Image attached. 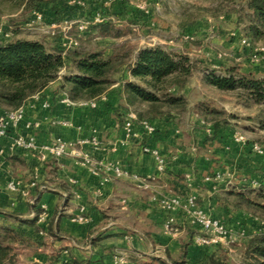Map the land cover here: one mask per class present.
Returning a JSON list of instances; mask_svg holds the SVG:
<instances>
[{
	"label": "crops",
	"instance_id": "1",
	"mask_svg": "<svg viewBox=\"0 0 264 264\" xmlns=\"http://www.w3.org/2000/svg\"><path fill=\"white\" fill-rule=\"evenodd\" d=\"M113 79L108 93L93 107L64 102L59 82L50 83L25 102L18 132L32 136L37 144L56 137L71 141L96 136L99 146L88 148L95 160L115 162L130 174L152 178L149 188L140 189L129 178L113 179L97 195L101 176L90 174L70 158L48 156L41 162L31 153L11 149L10 127L8 136L0 140L4 150L0 155V226L19 235L12 244L16 264H60L69 259L114 264L116 257H123L125 264H201L208 256L226 257L231 264L235 260L227 246L193 243L196 227L189 222L187 199L194 197L196 208L221 220L230 230L258 231V221L223 208L219 199L235 183L264 185V155L253 152L246 142L234 140V133H240L236 121L229 119V124L216 132L210 126L208 129L210 123L194 109L205 96L192 99L189 86L184 95L190 108L184 114L151 122L152 134L134 120L131 131L135 136L126 139L124 122L132 112L125 110L123 85L130 75L121 70ZM3 114L0 111V116ZM26 123L29 128L24 127ZM145 146L168 158L164 172L143 152ZM16 180L27 195L8 190L6 185ZM70 180L76 181L79 200L72 196ZM30 181L36 182L37 190L27 188ZM169 197L179 200L173 211L160 204ZM41 205L46 207V221L41 225L36 219L35 223L46 230L51 224L53 234L40 235L31 225ZM80 205L85 207L87 221L74 223L71 217ZM168 216L173 217L177 234L163 231Z\"/></svg>",
	"mask_w": 264,
	"mask_h": 264
},
{
	"label": "trees",
	"instance_id": "2",
	"mask_svg": "<svg viewBox=\"0 0 264 264\" xmlns=\"http://www.w3.org/2000/svg\"><path fill=\"white\" fill-rule=\"evenodd\" d=\"M58 1L0 0V7L9 4L12 8L29 11L30 15L38 11L44 19L43 9L49 6L57 12ZM99 1L101 7H105L106 0ZM212 1L216 3L214 17L218 13L236 15V26L250 43L255 45L264 40V0ZM103 10L93 8L92 14L100 13L105 17L107 14ZM54 17L52 23L59 20L56 15ZM95 26L105 31L108 21ZM130 54L123 46L117 47L110 55L78 48V45L63 52L60 37L58 45L47 46L39 40L15 36L5 38L0 34V111L19 109L30 97L41 93L56 81L59 82L58 89L71 102L99 101L113 85V77L121 70H127L130 79L123 85L125 110L135 114L138 121L151 123L181 116L190 108L184 90L190 77L196 71H201L207 86L219 92L232 93L237 100L254 105L258 110L256 124L264 134V75L257 77L250 72H240L237 67L227 68L220 64H217V72L211 68V63L193 60L186 54L169 51L160 45L140 49L132 60ZM195 110L205 122L210 123L212 132L229 124L230 116L207 101L198 102ZM246 143L249 147L255 144L248 140ZM259 145L264 152V140ZM249 187L246 191L236 188L227 190L220 197L219 204L235 214L258 221L260 229L245 237L239 264H264V186L259 185V190L252 189L253 185ZM39 212L31 225L35 226L38 233L43 230L46 234L52 233L51 224L47 230L36 225ZM18 239L19 235L15 231L0 226V264H16L12 244ZM60 264L88 263L69 259ZM201 264L227 262L226 257L208 256Z\"/></svg>",
	"mask_w": 264,
	"mask_h": 264
},
{
	"label": "rangeland",
	"instance_id": "3",
	"mask_svg": "<svg viewBox=\"0 0 264 264\" xmlns=\"http://www.w3.org/2000/svg\"><path fill=\"white\" fill-rule=\"evenodd\" d=\"M100 4L99 0H59L57 12L46 6L43 9L44 19L31 24L29 11L12 8L9 4L2 5L0 34L6 31L10 32V37L39 40L47 46H55L59 44L60 35L66 32L70 37L78 38V48L108 55L123 46L130 51L131 60L140 49L160 45L169 51L186 54L193 60L211 63V68L217 72V64H220L227 68L237 67L240 72H250L257 77L264 75V57L256 64L250 63L249 51L239 43V39L245 37L236 26V15L218 13L214 17L216 3L212 0H106V8ZM93 8L104 9L107 14L104 17L107 18L104 21H108L105 31L93 23ZM54 15L59 20L52 23ZM65 20L78 21L86 28L82 33L74 26L68 29ZM51 28H54V35ZM253 46H264V40ZM218 55L222 57L218 58ZM203 82L201 71H196L190 77V97L194 99L203 94L204 101L224 110L230 120L238 122L235 129L245 140L260 146L264 134L256 124L257 108L237 100L232 93L216 91ZM233 188L246 191L250 187L235 183ZM251 188L259 190L261 187L255 185ZM250 231H245L246 236ZM245 242L246 238H242L234 246H228L232 250L230 258L238 260ZM235 261H231V264H235Z\"/></svg>",
	"mask_w": 264,
	"mask_h": 264
},
{
	"label": "built area",
	"instance_id": "4",
	"mask_svg": "<svg viewBox=\"0 0 264 264\" xmlns=\"http://www.w3.org/2000/svg\"><path fill=\"white\" fill-rule=\"evenodd\" d=\"M42 20V15L38 11L31 13L30 24L35 21ZM107 18H104L100 13H95L93 16V23L99 24L104 22ZM80 22L74 20H65L64 24L67 25L68 29L75 26L79 33H82L86 28V25L79 24ZM52 29V28H51ZM54 29V28H53ZM52 29V35H54ZM3 37L9 38L10 32L2 33ZM234 34H232L233 36ZM60 45L63 52L70 50L78 45V40L76 38L70 37L66 32L60 35ZM239 43L244 48L249 51L248 59L252 64L258 63L264 57V46H253L246 38H240ZM218 55V58H221ZM104 98V97H103ZM102 99V97H101ZM64 102L71 104V102L66 96L63 99ZM80 105L95 106L96 101L78 102ZM46 106V105H45ZM23 118V106L17 110L11 112H4L0 116V140L6 138L9 134L10 127L13 128L11 149L22 150L27 153L35 155L39 161L43 162L48 156L55 159L60 158H70L74 162L84 168H86L90 174L94 176H101L99 184L95 189V194L100 195L102 188L105 184L110 183L113 179L129 178L135 182L136 186L140 189L149 188V180L152 178L140 177L135 174H130L123 170L117 163L111 161H97L95 160L88 148L95 149L99 146V141L96 136H92L88 139H76V140H64L60 137H56L45 144H37L32 136H25L18 132V126ZM136 120L141 128L148 134H152L155 129L151 123L147 121H138L137 117L133 113H129L124 122L123 133L126 139L135 136L132 131V122ZM208 124V129H209ZM25 128H29L30 124L26 123ZM234 140L237 142L245 143L246 140L241 133H234ZM253 152L257 154H264L262 148L256 144H252L251 147ZM143 152L150 154L155 162L156 168L159 172H164L166 166V157L164 154L160 153L156 149L149 148L147 146L143 147ZM4 150L0 148V155L3 154ZM104 174V175H103ZM70 184L74 187L71 191L72 196L75 200L80 199V193L75 188L76 181L70 180ZM6 187L11 191H20L23 195H27L26 189H22V183L20 181H10ZM36 182L30 181L27 184V188H35ZM161 206H163L168 211H173L179 206V200L176 197H169L160 201ZM187 205L189 206V222L192 226L196 227V232L193 236V243L197 246L202 247H213V246H234L240 239L246 237V233L243 230L233 231L228 229L224 223L214 218L203 210L195 207L194 197H189L187 199ZM40 213L37 216V223L44 224L46 221V207L41 205L39 207ZM85 207L80 205L78 207V213L72 215L71 221L74 223H85L87 221L84 215ZM45 228V227H43ZM40 231V235H44V232ZM163 231L166 234H177L178 228L175 225L174 219L168 216L163 223ZM114 264H125V259L123 257H116Z\"/></svg>",
	"mask_w": 264,
	"mask_h": 264
}]
</instances>
